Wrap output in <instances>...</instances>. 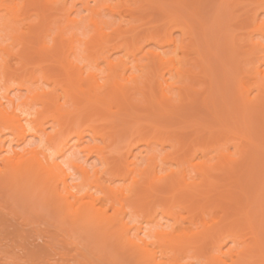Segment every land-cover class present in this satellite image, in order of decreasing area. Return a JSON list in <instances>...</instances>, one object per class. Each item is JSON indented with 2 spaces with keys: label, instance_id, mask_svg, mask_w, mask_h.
<instances>
[{
  "label": "bare ground",
  "instance_id": "6f19581e",
  "mask_svg": "<svg viewBox=\"0 0 264 264\" xmlns=\"http://www.w3.org/2000/svg\"><path fill=\"white\" fill-rule=\"evenodd\" d=\"M164 1L80 0L81 9L70 17L75 4L72 3L67 6L66 0H0V186L1 188H9L18 192L24 199H32L33 203H35L34 200L37 197L40 204L42 202L41 206L45 211L39 210L41 214L38 211L36 216L40 214L37 217H46L44 215L52 211V213L57 215H54L56 218L59 217L57 219H60L58 224L62 225L61 227L64 228L61 222H66V224L68 222L65 226L75 228L74 238L75 234L78 233L80 235V232L83 231L95 234L93 235L94 239L96 238L95 240L99 241V243H109L110 247L115 246L116 248L112 247L111 249L113 250L111 251L116 252L117 255L121 254L123 257L118 256L117 259H114V262L118 261L120 264L128 262L125 263V260L123 261L122 258L124 257V259L128 258L131 264H184L185 262L189 264L187 261L179 263L181 259L179 252L190 251L189 249H193L198 244L207 242H212V250L215 252L212 255L213 263L211 258H208V262H211V264L215 263L214 260L216 262L217 260L219 261L216 264L223 263V259V261H220L221 257L227 253L235 254L234 260L231 258L232 260H230L229 264H254L253 261L258 262V260L263 261H259V264H264V244H262L264 242H262L259 230H257L259 226H256L257 224L254 222L257 218L258 224L264 220V213H262L264 212V190L261 188L260 193L262 195H259L260 199L257 200L258 189L255 190L256 185L249 184L251 188L253 187L252 189L250 188L251 190L257 191L254 194L256 196H253L251 194L254 192L251 191V194H244V190H250L249 186H247L248 183H240L245 181V178L243 180L245 173L246 176L251 175L250 177L258 185L262 182L259 180L264 178V171H261L264 163L262 166L261 164L264 160H261V163L256 160L263 157L264 153L262 154L261 152L259 157L258 155L255 157L258 151L264 150V117L262 120H260L261 117L259 119L256 118L264 110V20L258 22L259 14L257 12L258 10L264 11V0H251V2L255 3L258 10L253 13L249 28V32L254 34L250 37H255L247 41L245 46L250 45L247 47L248 49L244 48L249 55L246 51L243 53V49L240 52V48L236 47V43L233 44L234 38H230L232 35L228 36L230 42L231 40L233 42L230 45L235 47L232 48L235 50L238 48L239 50L236 51L238 53L235 52L238 58L244 59L246 56H254V61L244 59L245 63L249 61L248 64L252 61L248 69L245 70V73L246 71L248 72L246 74L248 77L246 75L242 77H247L248 80L243 81L240 77H238L239 79L236 78L234 86L238 83L242 98H240V92L238 93L237 86H235L234 92L237 93H234V95H240V97L238 99L233 96L235 97L233 100L237 101L233 103L235 108V105L240 101V108L242 107L241 111L238 110L240 108L234 110L236 113L240 111V114L238 113L239 116L236 115L238 119L241 120L243 116L244 119L246 117L249 120L248 122L252 120V124H249L259 126L260 128L257 130L259 133L255 131L257 126L253 125L256 126L255 129L247 130L253 135L249 133L246 135V131L241 134L242 130L240 131L239 129L244 127L239 121L236 122L237 118L234 115V117L230 116L235 112L233 110V112H230L227 109V107L232 106V102L229 106L223 103V107H226L225 111L230 112L225 119L222 116V113H225L223 111L218 117L223 118L221 119L222 122L224 121L223 125L216 118L218 114H216L214 102L210 101L209 105H212L214 109V112L213 109H211L212 111L209 110L213 119L215 117L219 123L221 122L222 126L228 124L230 127L232 120L229 118L235 119V123L234 121L233 123L237 124L236 126L238 127H234L235 125L232 123L234 126L231 125L230 129L233 128L232 130H234L237 128L236 130L240 132L238 134L239 137L242 136L245 139V135L246 137L248 135L254 137L258 133L256 135L257 141L255 138H246V142L249 140L250 144L248 142L247 144L249 147L251 146V150H248V146L247 148L243 147L240 149V155L237 158L224 153L222 146L216 144L220 135L218 131L222 132L224 128L218 130V133L216 132L217 136H215L213 129L216 126L212 128L213 125H211L209 126V131L214 133L208 131L207 135L209 134V136H206V138L209 137L207 142L214 143L213 147L217 149L216 155L194 163L190 159H184V161L179 162L180 168L177 170L171 169L166 172L162 168L157 170L158 164L157 160L155 161L157 155L154 153H150L147 157V165L145 167H141L136 162L137 156L135 155L132 159H129L126 155L123 159L109 157L110 151L108 148L114 143L118 130L122 132L125 125L124 130H130V126L132 128L133 125L131 124L134 122L138 124V127H143L144 123L140 122L143 117L150 119H146L145 123L146 125L150 123L148 124L149 130L153 128L155 131L153 133L154 136L151 138H154L162 145L164 140H168V137L166 139L165 130L162 132L163 127L160 125V128H162L160 129L156 125L159 119L161 121L163 117L169 116V114V118L175 117L173 114L178 112L180 106L183 107L184 104L193 102L192 100L196 101L195 93H198V91L194 87L195 82L198 81L205 84L204 91L211 87V80L207 71L208 66L204 63L203 54L199 50L198 43H196L192 34L193 27L190 24L193 23H187L189 16L192 18L195 14L196 17L194 15L192 18L195 21L198 16H201L198 13V6L200 5L196 3L201 0H167L168 3L166 4H169V6L171 2H174L172 4L173 7L177 4L182 5H177L173 8L175 11L177 10L174 14L172 13L173 11L171 12L172 9L166 7L168 5L165 6ZM188 1H193L194 6L188 4L190 3ZM222 1L226 2L231 11V8H234L236 3L242 0ZM133 4L134 6H132ZM181 7L185 8V10L191 8L190 13H187V15H185L186 12L184 10L182 13V15L185 13L184 18L183 16L180 17L179 10ZM148 8L149 10L156 8L157 10L159 9L158 12H163L164 15L161 12V17L163 20L167 19L163 21L164 25L167 23L181 29L183 33H190L188 45H176L170 32H164V37H161L164 43H171L176 48L181 49L182 56L179 59H175L173 55L150 51L148 55L149 62L139 64L137 63L138 59L135 58V53L132 52L133 50H127L123 43L121 46L124 45L123 49L127 52L125 51L126 53H123V56L111 57V52H114L120 46L119 43L122 36L128 35L125 30L128 26H123L125 34H120L121 37L115 40L113 37L118 38L120 36L118 34L123 30L122 28L120 29L119 23L115 22V26L114 22H108L103 16L106 14L109 16H132L137 10ZM177 12H179V16ZM191 12L193 15H191ZM185 16H187V21ZM133 17L136 16L133 15L132 19H130L134 20ZM201 17V23H204V25L198 24L199 22L197 21L200 19L196 22L200 25V28L204 27V29H207ZM136 18L135 20H137ZM130 22L128 21V23ZM136 26L137 24L133 26L135 29H132L131 32H137ZM204 29H200L203 34L206 33ZM127 32L129 31L127 30ZM131 37L133 38V36ZM151 39H154V37ZM229 40L227 39V41ZM189 45L199 56V64L197 65L200 67L201 77L189 65ZM119 49L121 47L117 50ZM236 54H234L233 62L238 60V58H235L237 57ZM238 54H241L242 58ZM129 57H133L132 60L135 63L130 65ZM101 63L103 64L100 66ZM29 67L32 68L30 71ZM238 67L240 69V65ZM16 70L21 72H17L19 75L14 78V86L11 85L12 83L9 84L8 74L9 72L15 74ZM128 71L129 73L127 74ZM249 79L254 80L250 82ZM253 85L256 93L250 96ZM22 89L26 91L23 94L24 97H21L22 94L11 93L14 90L19 91ZM204 91V95L200 99L204 107H207L209 104L208 95ZM240 99L248 103L249 106L247 104L246 106L248 110L250 109L249 111L245 110V112H242V109L247 108L243 106L244 104L241 103ZM37 104L40 106L30 110L32 106ZM253 105L256 107H252ZM142 107V110L145 111L144 113L141 112ZM250 111L252 114L254 112V116H252ZM241 112L244 115H241ZM262 114H264V111ZM168 116L166 117L168 118ZM244 119L241 121L244 122ZM150 121L155 122L152 123ZM225 121L228 122L225 123ZM213 122H215V119ZM248 122L245 121L244 123L248 124ZM47 123L50 128L49 131H46L45 128ZM107 123H111V125L109 124L111 128H106L107 126H105L106 129L104 128ZM116 124H120L121 126H118L122 128L117 130ZM146 125L144 124V126ZM151 125L153 126L152 128ZM228 125L225 127L228 128ZM6 129L12 133V138H6L4 135V130ZM85 133L91 141L101 139L106 143L104 145L93 143L82 146ZM162 135L165 136L163 137ZM233 135L235 136V134ZM236 138L238 137L236 136ZM151 141L150 138H147V141L145 139V142H143L146 151H149L150 145L153 143ZM128 142L126 143L125 154L130 156L132 154L131 148L134 144ZM158 142L154 141L153 144H158ZM68 150L71 152L66 153ZM248 152H251L250 154L253 157ZM79 154L84 159L81 156L79 157ZM91 155H94L100 161L101 169L87 167L86 161ZM246 155L248 158L249 156L252 157V159L249 158L252 162L250 163L251 167ZM167 158V155L163 156L161 163H164ZM245 160L249 169L248 166L245 167L244 165L242 172L237 174L236 172L241 171V166L245 164ZM241 161H243V164ZM255 162L257 163L254 164ZM253 164L258 169L256 167V169H253ZM185 166H190L191 170L197 173L199 177L196 181H184ZM247 169L250 174L249 172L247 174ZM244 170L245 172L243 173ZM217 171L222 172V178L223 175L230 174L231 178L234 177V180L230 181L232 183L236 182L239 186H233L232 184L235 190L232 189L231 185V188L227 187L226 184L230 183L227 175V178L224 176L225 180L221 178L222 181H226L222 183L226 186V189H223L221 179L217 181L216 178L218 177L213 176ZM252 174L257 178L253 177ZM259 176L263 178L261 179ZM258 178L259 180H257ZM116 180L120 184H114ZM219 183L221 186L218 185ZM262 183H264V180ZM214 187H222V193L218 194L221 189L216 191L217 194L210 192L216 189ZM235 187L240 189L238 194L235 193L237 192ZM210 193L211 195H209ZM31 195H34L35 198H29ZM239 195L243 198H240ZM176 197L182 198L185 202L188 199V203L189 200L190 202L193 200L194 205L196 204L195 200L203 198L206 200L205 202L208 201L210 203L211 201V204L215 200L228 201L227 203H230L231 207H233L231 205L233 204L238 208L233 207L238 210H236L238 214H242V217L238 220L240 214L239 216L238 214L237 216L233 215L234 213L231 212L233 209L229 207V210L228 208L226 210H228L227 212H229L228 214L231 218H227L229 216L225 212L226 215L222 216L220 221L218 220L219 222L206 226V229L201 232L193 235L185 230L176 231L174 226L176 223L179 224V221L176 219L178 217L177 212H174L175 210L172 209V206L182 202V199L181 202L180 199L178 200L180 203L175 202L177 201ZM250 197L252 203L249 201ZM165 198L171 202H164ZM241 199L242 201H240ZM243 199L246 200L244 204L242 203ZM252 199H255L256 205L253 204ZM193 201L189 205H192ZM200 205L202 204L198 206L202 207ZM47 208L51 211H47ZM239 209L241 212H239ZM46 211L48 213H45ZM253 211L255 212L252 214ZM259 213H261L260 219ZM232 216H235L237 221L231 220ZM169 218L173 219L174 222L172 221V224L167 223ZM221 219H223V222H221ZM164 220L166 222H162ZM54 230H52L53 232L49 230L50 232L48 231L46 234L44 241H46L45 243L48 246L55 242L53 240L56 239L58 233L63 234L64 232H61L60 229L58 230V227L57 230ZM66 231L65 234L68 233ZM78 235L77 239L86 234ZM193 236L194 240L192 241ZM72 239L69 242L75 243L79 240L74 239V241ZM225 240H230L233 244L228 251L222 252L221 246ZM67 241L66 239L65 242ZM233 249L236 252L231 253L230 251ZM65 255V252H62L59 254L58 259L64 260ZM104 257V254L103 256L101 255V259H104ZM113 257L116 258L115 256ZM121 261L123 262L121 263ZM118 262L116 263L119 264ZM53 264H56V262H53Z\"/></svg>",
  "mask_w": 264,
  "mask_h": 264
},
{
  "label": "rangeland",
  "instance_id": "374dc122",
  "mask_svg": "<svg viewBox=\"0 0 264 264\" xmlns=\"http://www.w3.org/2000/svg\"><path fill=\"white\" fill-rule=\"evenodd\" d=\"M165 1H167V0H165ZM165 1H164L165 6L168 5L166 7H168L169 9H172L171 12L173 11L172 12L173 14L176 13L177 10L175 11V9H173V8H175L177 5H180V4L176 3L177 5L175 4L176 6L173 7L172 4L174 2L173 3L171 2L170 6H169V4H166V3H168V1L167 2H165ZM195 1H197V0H195ZM66 2H67V6H70L72 3L75 4V6L73 7V9L70 13V17L74 16V14L81 9L80 0H66ZM188 2H190L188 4H191L194 6V4L192 3L193 1H188ZM196 3H199V5L201 6V8H200V6H198V13H199V15L201 14L202 17L201 16L200 17L205 22V24H206L205 26H207V29H204L203 26H201L203 28L199 27L200 25H198V24L201 23V19L199 16L197 18L200 20L195 18L196 21L198 20L197 22H199L197 24V22L192 19L195 15V14L193 15L192 12H191V15H193V17L191 18L189 16L187 23H193V24H190V26L193 27V28L191 27L193 30L192 34L194 35V39H195L196 43H198L199 50L203 54V57H204L203 61L208 66L207 71L209 74V78L211 80V87L204 91L205 84L198 82V81L195 82L194 87L198 91V93H195V96L197 98V99H195L196 101L192 100L193 102H190L189 104H184L183 107L180 106V108H178L179 110L177 109L178 112H180V113L177 116H176V114L178 112L173 114V115H175V117L172 116L171 118H169V116H170V114H169V116L166 115V116H168V118L165 115H164L165 117H163L164 119L161 117L163 121L162 120L160 121V119L158 118L159 122L156 123V125L159 128L162 126L163 127L162 132L165 130L164 133L166 135V136L165 135H162V136L163 137L165 136L166 139L168 137V140H164V142H163L164 144L162 143V145H161V143L156 141L154 138H151L154 136L153 133H155V131L152 128L153 127L152 125H151L152 129L149 130L150 127L148 126V124H150V123H148L146 125L145 120L147 119V117H146V119L143 117L140 121L146 125V126H144V124L142 123L143 127L142 126L138 127L137 123L135 124V122L133 123L131 121L133 123V124H131V125H133V127L131 128V126H130V130L127 129V130H129L128 132H126L127 131L126 129L124 130L126 125L123 128L124 132L123 131L121 132L120 130H118L119 128L120 129L122 128V127L118 126L122 122L118 125L116 124L118 127L117 128L118 132L116 133L117 136L115 135L116 138H115L114 143L108 148V150L110 151L109 152L110 158H114V159L115 158H117V159L122 158L123 159V157L128 156L129 159H132V157L135 155V156H137L136 162L141 167H145L147 165V157L149 156L150 153H154L157 155L156 156L157 159L155 158V161L157 160V164H158L157 170H159L160 168L164 169V172L169 171L171 169L177 170L180 168L179 162L184 161V159H190L192 161V163H194V162L200 161L202 159H206L208 157H213L216 155L217 149L213 147L214 143L207 142V139L209 137L206 138V136H209V134L207 135V133L210 129L209 126H211V125H213L212 128L214 126H216L213 129L215 132V136H217L218 132L220 134L218 136L219 138L217 137L218 142L216 144L221 145L224 153L230 155L233 158H237L240 155L239 151L243 147L247 148V146H248V150H251V146L249 147V145H248V144H250L248 139H251V138L254 139L255 138V140L257 141L256 135L259 133V131H257V130L260 127L257 126L256 124H253V125L257 126V129L255 130L256 132H258L257 134H255L256 137L251 136L253 134L250 131L247 132V130H249V129L250 130L255 129L256 126L251 125L252 120H251V122H248L249 120L246 117L244 119V117L242 116V118L244 119V122L247 121L248 124L242 122L241 121V120H243L242 118H241V120L238 119V117L236 115H238V113L240 114L242 107L240 108L241 104H240V101H238L239 106L237 107L238 104H236L235 105L236 107L234 108L233 102H237V101H235L233 99H235V97H237L239 99L240 95L242 94V92H240L241 90L238 88L239 87L238 83H236L235 86H237L236 89H238V93L240 92V95L239 94H238L239 96L234 95V93L235 94L237 93V92H234V90H235L234 89L235 88L234 83H235V80H237L236 78H238V77L242 78L244 75H246L248 72L246 71V73H245V70H247L248 66L252 63V61H251L250 64H248L249 61L250 60L254 61L253 55L249 56L251 58L246 56V57H244V59L245 60L248 59L249 61H248V63H245V61L241 55L242 53L240 55H241V58L243 60L240 59V57L238 58V56L236 54L238 52H236V51L238 50V48H240L239 49L240 52H242L241 49H243L244 50L243 53H245V51L247 53V50H245V49H248L247 47H249L250 45L249 46L248 45L245 46V45H246L248 40L255 37V36H253L252 38L250 37L253 34L252 32H249L250 21H251V17L253 15V13L255 11H257L258 9L256 8L255 3L251 2V0L250 1H248V0L243 1L242 0L239 3H236L234 8L233 7L231 8V11H230V8L226 5V2H223L222 0L221 1L220 0H201L200 2L197 1ZM196 3H195V5L197 6ZM132 6H134V4ZM180 6H182V5H180ZM180 6H178V7H180ZM168 8H167V10L169 11ZM152 9L149 10V8H148L145 10H137L133 14L134 16L137 17V18L133 17L134 20H131L133 15L132 16H130V15L109 16L108 14H106L103 16V18L105 20H107L108 22H111V23L114 22L113 24H115V22L119 23L118 25H119L120 29L122 28V30H123L124 25L128 26V27L125 26L126 27L125 30H126V33H128V35L127 36L124 35L125 37L122 36V38L120 39V41L122 43L119 41L121 43V44L119 43V45H120L119 47H121V49L117 50L119 48L118 47L116 49L117 51L116 50L114 52L112 51L111 57L116 58L119 56H123V53L127 52L125 49H123L124 45H125V48L127 50H129V51L133 50L132 52L135 53V55H136L135 58L138 59L137 63H139V64L149 62L148 61V55H149L150 51H156V52L164 53L167 55H173L175 57V59H179L182 56L181 49L176 48L171 43H164L163 39L161 37H164V35H165L164 32L165 33L170 32L171 37L175 40L176 45H179V44L188 45V43L190 41V33H188V32L183 33L181 29L173 27L172 25L167 24L166 22H164V23H166V25H164L163 21H166L167 19L163 20V18L161 17L162 11L160 10L161 12H158L159 9L158 10L156 8H152ZM154 9H156V10H154ZM184 10H185V8H183V7H181V9L179 10L180 11V17L183 16V18H184L185 13L182 15ZM190 11H191V8L186 9L185 15H187V13H190ZM257 12L259 14L258 15V22L264 20V11L258 10ZM177 13L179 16V12H177ZM198 13H197V15H198ZM162 15H164L163 12H162ZM188 15H190V14H188ZM195 17H196V15H195ZM135 18L137 20H135ZM185 20L187 21V16H185ZM128 21L133 22V24H131V22L128 23ZM136 24H137L138 28L136 26V29H137L136 33H134V31H132L135 34L134 35L131 32V30L135 29V27L133 28V26ZM201 24L204 25V23H201ZM115 26H116V24H115ZM120 29H119V32H120ZM200 29L206 30V33L203 34ZM127 30L129 32H127ZM204 30H203V32H205ZM53 33H54V29H53ZM249 33H251L249 35L250 38L247 37ZM120 34H125L124 30L122 32H120L118 35H120ZM131 34H133V35H131ZM230 34L232 35L231 37H230ZM131 36H133V38ZM150 36H152L151 38L154 37V39H151ZM228 36L230 38H234V40H233L234 43L232 42V40H231V42L233 44L236 43V47H238V48H236L237 50L232 48V47H234L233 45H230L232 43L230 42ZM120 37H121V35L118 36V38L117 37H113V38H115V40H116V39H119ZM227 39L229 41H227ZM115 40H114V42H116ZM110 42L112 43V41H110ZM117 43H115V44H117ZM123 43H124V45L121 46ZM189 47H190V45H189ZM188 51H189L188 58L190 59L189 65L193 68L195 73L196 74L199 73L198 76L201 77V74L199 72L200 67L197 65V64H199V61H198L199 56H198L197 52H194L191 49V47H190V50L188 49ZM234 54H236V56H237L235 58H238L237 62H235V61L233 62ZM247 54L249 55V53H247ZM243 55H245V54H243ZM132 58L133 57H129V59H128V61L129 60L131 61L130 65L132 63H135V61L132 60ZM138 61H140V62H138ZM11 63H13V61H11ZM102 64L103 63H101L100 66ZM239 65H240V69H238ZM28 69L30 71L32 68L29 67ZM19 71L20 70H18V71L16 70L15 74H12L11 72H9V74H8V79H10V80H8L9 84H11V83H12L11 85L15 84L14 78H17V76L19 75L17 72H19ZM29 73H26V74H29ZM128 73H129V71L127 72V74ZM247 77L242 78V80L243 81L248 80ZM249 80H250V82H252L254 79H252V80L249 79ZM203 91L205 94L208 95L209 104L207 107L205 106L206 108L204 107V104H203L202 100L200 99V98H202L201 96L204 95ZM25 92H26L25 89H22L19 91L14 90L11 93L12 94H22L21 97H24L23 94H25ZM200 92H202V93H200ZM255 93H256V89L253 85L251 92H250V96L254 95ZM200 94H202V95H200ZM233 96H235V97H233ZM240 98H242V95ZM210 101H213L215 104L216 114H218L216 116V118H218L221 115V112L223 111L225 113H222V116H224L223 118L225 119L226 117L229 116L230 112H233L236 108H240V109H238L240 111H238L237 113H236V111H234L236 114L232 113L230 116L234 115L237 118L236 122L239 121V123L244 127V128L241 127L243 129H239L240 131L242 130L241 134L245 131H246L245 132L246 135L248 133L251 134V135L247 136L248 137V139H247L248 144L246 142L247 137L245 134H244L245 135L244 136L245 139H244L242 136L239 137L238 134L240 132L238 130H236L237 128H235L234 130H232L233 128L230 129L231 125H233L235 123V119L229 118L230 120H232V123H233V121H234V123L232 124L230 122V120H228L229 123H231L230 127L227 124L228 128H226L227 125H225L226 127L222 126L224 121L222 122L221 119H223V118H221V117L218 118V120H220L222 122V125L220 124L221 122L219 123L215 117H214L215 122H213L214 119H213L212 114L210 112V111H212L211 109H213V106L212 105H211L212 107L209 106ZM231 102H232V106L234 109L232 108V106H230L231 109H230V107L229 108L227 107V109H229L230 112L229 111L226 112L225 111L226 107L225 108L223 107V103H225L227 106H229V104H231ZM241 103L244 104L243 106H245L247 108V106H246V104L248 105L247 102H243L241 100ZM138 105H141V104H138ZM257 105H259V104H257ZM39 106L40 105H38V104L34 105V106H32V108L30 110H34L35 108H37ZM138 107H136V108H138ZM252 107H254V105ZM258 108H259V106H258ZM142 109H143V107L141 108V112L144 113L145 111ZM259 109H258V111H259ZM245 110H248V108L247 109L244 108V110L242 109V112H245ZM263 111L264 110H262V112H261V110H260L261 115L256 116L257 119H259L260 117H261L260 120L263 119V117H264V114H262ZM213 112H214V109H213ZM242 112H241V115H244ZM251 114H252V112H251ZM213 116H214V114H213ZM248 116H250V115H248ZM252 116H254V112H253ZM126 118H128V117H126ZM147 120H150V119H147ZM216 121L219 123V125ZM254 121H255V118H254ZM150 122H152V121H150ZM154 122H152V123H154ZM227 122L225 121V123H227ZM117 123H118V120H117ZM128 123H130V122H128ZM128 123H127V125H128ZM249 123H251V124H249ZM109 124L111 125V123H109ZM109 124L108 123L105 124L104 128H105V126H107L106 128H111V127H109ZM240 124H239V127H240ZM236 125L234 127H238ZM245 126H246V130H245ZM45 128H46V131L50 130L48 123L46 124ZM212 128H211V130H212ZM223 128H224V130L222 132L218 131V130H222ZM160 129H162V128H160ZM110 130H112V129H110ZM209 132L212 133L213 131H209ZM233 134H235V136ZM4 135L8 139L13 137L12 133L8 129L4 130ZM236 136L238 138H236ZM147 138H150V141L152 139L153 143H154V141L156 143L158 142V144L152 143L151 144L152 146L150 145L149 151L147 150L148 152L144 149V143H143V142H145V139L147 141ZM129 140H130V142H128ZM127 142L130 144H134L131 148L132 154L130 156L125 154ZM93 143H96L98 145H104L106 142L102 141L101 139L91 141L89 139L88 135L85 133L81 145L83 146L86 144H93ZM211 145H212V147H211ZM69 151L70 150H68L66 153H68ZM202 151H204V152H202ZM263 151L264 150H260V152L258 151L259 153L257 152L258 154L256 153L255 157H257V155L259 157L260 156L259 154L261 152H262V154L264 153ZM250 153L251 152H248V154H250ZM252 153H253V151H252ZM262 154H261V156H262ZM67 155H69V154H67ZM165 155H167L168 158L166 159V161L164 163H161V159ZM78 156L79 157L81 156L82 159H84V157L81 154H79ZM251 156L253 157V155H251ZM246 157H247V155H246ZM252 157L249 156L250 159H252ZM249 158H248V161H249V165L251 167L250 163H252V162H251V160H249ZM263 158H264V156L257 158L256 160H258V162L260 161L259 163H261V160H264ZM241 162L243 164V161H241ZM246 162L247 161L245 160V162H244L245 164H243V165L241 164L242 165L241 168L244 167V165H245V167L248 166V165H246L247 164ZM86 163H87L88 168H92V167H94L96 169L102 168L100 161L94 155L89 156L87 158ZM256 163L257 162H255L254 164H256ZM263 163L264 162H262L261 166L263 165ZM254 164L252 166H254ZM255 167L258 169L257 166H254L253 169ZM248 169H249V166H248ZM237 170H238V168H237ZM242 170H243V168L241 169V171H238L236 173L238 174L239 172H242ZM262 170L264 171V166H262L261 171ZM254 171H253V173H254ZM259 171H260V169H259ZM217 172H215L216 174L213 176L214 177L217 176L218 178H216V179H217V181H219V179L222 178V175H221L222 172L221 173L220 172L217 173ZM244 172H245V170L243 171V173ZM248 172H249V170L247 171V174H248ZM184 173H185L184 181H188V182H191L193 180L196 181L199 177L196 172L191 170L190 166H187V167L185 166V172ZM249 174H250V172H249ZM263 174H264V172H263ZM227 175L226 176L223 175L222 179H224L225 177L227 178ZM255 175H256V173H255ZM243 176H242L243 180L245 178V181L240 180V181H242V182H240L241 184H244V183L247 184L248 183L247 186H249V184H253V185H256L255 190L258 189L257 190L258 193H257V191H255L254 189L251 190L253 187L251 188L250 187L251 185H250L248 188L249 189L251 188V189L248 191H247V189H246V191L244 190V194H248V193L251 194L250 193V191H251V192H254L251 195L256 196L254 194L257 193V195H258L257 200L260 199L259 195H262L260 193L261 188L264 190V183H262L264 178L259 176L261 179L263 178V180H259V178H258L257 180H259L260 182L262 181L258 185V183H256V181L250 177L251 175L246 176V173H245V175H243ZM245 176L247 177V180H246ZM261 176H263V175L261 174ZM253 177H256V176L253 175ZM229 178H231V176L228 177V180L230 183L226 184L227 187L231 188L232 184H233V186L234 185L239 186V184H237L236 182H234V183L231 182L234 180V177L231 179H229ZM222 179H221V184L225 180L224 179L222 181ZM224 182H226V181H224ZM114 184H120V182L116 180L114 182ZM218 185H220V183ZM222 186H223V189L224 188L226 189V186H224L223 184H222ZM247 186H246V188H247ZM214 188H216V189H214L210 192L217 194L216 191H219L221 189L220 192H218V194L222 193L221 192L222 187H214ZM232 189L235 190L234 187ZM244 189H245V187H244ZM236 191L237 192H235V193L238 194L240 191L239 187L236 188ZM225 192H226V190H225ZM169 193L171 194V192H169ZM166 194H165V196H166ZM209 195H211V193ZM177 196H179V195H177ZM239 196H240V198H243L241 195H239ZM33 197L35 198L34 195L29 196V198H33ZM167 197H168V195H167ZM251 197H250L249 201H251ZM261 197H263V196H261ZM254 198H256V197H254ZM35 199H36V200H34L35 203H33L32 199L31 200L26 199V198L24 199L20 194H18V192L14 191L12 189H9V188L8 189L1 188V186H0V264H51V263L53 264V262H56V264H57V262H59L58 264H117L116 262H118V261L114 262L115 261L114 259H117L118 256L123 257L120 253H118L120 255H117L116 252L114 253V251L113 252L111 251V250H113V249H111L112 247L114 249L116 248L115 246L111 245L112 247H110L109 243L108 244H102V242L99 243V241H96L95 240L96 238L94 239V236H93L95 234L86 233L83 231L80 232V230H78L80 232V235L82 233H84L86 235H82V237H81L77 233L74 235L75 236V238H74L73 233L75 232L74 231L75 228L72 227V228H74L72 230V228H69L70 226L69 227L65 226L68 224V222H67V224H66V222H61V224L63 223L64 228L66 227V229L61 227L62 225L58 224V223H60V222H58L60 219L59 220L57 219L59 217L56 218L54 216L56 214L52 213V211L50 209H48L49 207L47 208V211L50 210L51 213L49 212V214H51V215L45 214V213H48L46 211L45 213H43V214H45L44 216H46V217H37L41 214V212L39 210H42V211H45V210H43V208L41 206L42 202L40 204L39 199H37V197ZM166 199L167 198H165L164 202L169 203L170 200L169 199L166 200ZM179 199H180V197H178L177 201H175V202H178ZM181 199H180V202H181ZM203 199L195 200L196 201L195 205H194L193 200H192L193 204L189 205V203L191 204L192 201L190 202V200H189V203H188L187 202L188 199L186 201L188 204L183 199H182L181 203L178 202L181 205L180 204L173 205V203H172V205H173L172 209L175 210V211L173 210L174 212H177L176 214L178 215V217L176 216L177 217L176 219H178V221H179V224L176 223L174 226L176 231L185 230L186 232L193 234V235L197 232H201L204 229H206V226H208V225L210 226V225L214 224L215 222H217L218 220L220 221V218L222 216L226 215L225 212H227L229 210V207L231 209H233V210H231V212H233L234 214L233 213H231V214L236 215V216L238 214V212H237L238 208L233 204H231V205L233 207H236L237 209L231 207L229 205L230 203L229 204L227 203L228 201L223 202L221 200L220 201L215 200V202L214 203L212 202L213 204H211V201L209 203L208 201L205 202L206 200L205 199L203 200ZM173 200H176V199H173ZM173 200H172V202H174ZM252 200L254 202L253 204H255L256 203L255 199H252ZM40 201H42V200L40 199ZM240 201H242V199ZM245 201L246 200H244L242 203L244 204ZM251 203H252V201H251ZM199 204H202V205H200L202 207H199L198 206ZM44 208H45V206H44ZM227 208H228V210H226ZM251 210H253V209H251ZM38 211L40 214L36 216V214H38L37 213ZM239 212H241L240 209H239ZM254 212L255 211H253L252 214ZM228 213L229 212H227V214ZM262 213H264V212H262ZM239 214H238V216H239ZM241 215L242 214H240V216L238 217V220L240 219V217H242ZM256 215H258V214L256 213ZM260 215H261V213H259V219L261 218ZM227 216H229V214ZM233 217H235V216H232L231 220L237 221L236 220L237 218L235 217V219H233ZM227 218H231V217L229 216ZM171 219L172 218H169V221H167V223L169 222L170 224H172L174 221H173V219L172 220ZM223 219H225V218H223ZM223 219H221V222H223L222 221ZM257 219H255L254 222H256V224H257L256 226H259V227H257V228H259L257 230H259L260 237L263 240L262 242H264V220L262 219L263 221L260 224H258L259 221H257ZM162 222H166V221L164 220ZM55 225L58 227V230L60 229L61 232L64 231L63 232L64 235L62 233H58V235H56L57 236L56 239L53 240V241H55L54 243H52L53 246L52 245L48 246V244H46L45 243L46 241H44V240L46 239V234L48 233L49 230L50 231H52V230L55 231L54 229L57 230V227L55 228ZM61 228H63L64 230ZM65 231H66V233L67 232L68 233L65 234ZM69 235L71 238L70 237L68 238ZM77 235L80 236V238H78L79 240L77 239ZM72 238H74L75 240H78V241L75 243L69 242ZM66 239L68 240L67 242H65ZM74 239H72V240H74ZM191 240L192 241L194 240V236H193V239H191ZM211 243L212 242H207L204 244L201 243L202 245L196 243L198 245L195 246L193 249H189L190 251L185 250L186 252H184V251L179 252L180 253L179 256L181 258V259L179 258L180 259L179 263L180 262L184 263L185 261H187L189 264H206V263L211 264V262H208V258H211V261H212V255H213V253L215 254L214 250H212L213 246ZM232 244L233 243L230 240H225L224 244L221 246L222 252L228 251L229 247L232 246ZM262 244H264V243H262ZM108 245H109V247H108ZM234 249L230 252L234 253V251L236 250V249L235 250ZM263 249H264V246H263ZM62 252H65V254H66L64 260L58 259L59 254H61ZM103 254L105 257H107V258L109 257L111 259H109V258L107 259L105 257H104V259H101V255L103 256ZM234 255L235 254L231 255V254L227 253L221 257L220 261L224 260V262H225V263L223 262L224 264H229V262H231L230 260H232V259L234 260V258H235ZM113 256H115L116 258H114ZM124 258H122V259H123V261L125 260V263L128 261L126 264H131V261L128 258L127 259H124ZM123 261H121V263ZM259 261H261V260H258V262L257 261H253V262H254V264H256V263L259 264L260 263ZM214 262H215L214 264H216L219 261L217 260V262H216L214 260ZM261 262H263V261H261ZM212 263H213V261H212ZM123 264H124V262H123ZM184 264H186V262Z\"/></svg>",
  "mask_w": 264,
  "mask_h": 264
}]
</instances>
